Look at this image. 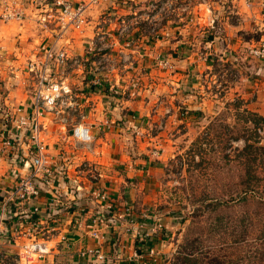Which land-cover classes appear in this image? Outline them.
I'll return each mask as SVG.
<instances>
[{
	"label": "rangeland",
	"instance_id": "374dc122",
	"mask_svg": "<svg viewBox=\"0 0 264 264\" xmlns=\"http://www.w3.org/2000/svg\"><path fill=\"white\" fill-rule=\"evenodd\" d=\"M87 2L88 0H82L76 3ZM213 2L215 0H97V3L88 9H91V13L88 14L90 18L91 15L97 16L95 26L92 24L90 27H94V32L104 31L110 34L111 37L108 38L110 42L114 41L121 21L133 31L132 33L141 35L139 40L141 38L143 40V42L139 41L140 45H136L130 52L121 47L126 40L122 38L121 44L105 52V57L110 56V59L118 64V75L126 76V80L133 78L135 88H131L134 90L132 97L137 96V101L140 100L139 102L148 106L154 116L149 120L151 130L148 134L131 135L130 139L137 148L136 157L144 158L148 163L144 168L139 164L140 167L137 166L136 169L141 171L134 176L131 175L132 178L126 179L124 188H132L136 194L125 192L126 196L123 197L128 201L121 198V204L131 206L136 216L142 213L149 214L150 225H147L150 229L151 225L154 226L158 221L165 229V231L155 230L152 234L156 237L151 241L148 240L150 245L147 246L154 251L151 257L145 249L139 248V235H144L147 227L138 226L142 223L138 221L133 226L134 230H124L126 237L121 241L119 259L111 250L108 264H184L181 252H193L198 257L201 250L203 253L198 260L203 264H208V260L216 255L230 256V250L225 248V243H230L232 239L217 235L213 227L216 223L215 218L218 215L223 221H228L232 217H240L246 210L241 205L215 209L213 204L217 198L225 200L231 185L238 180L240 171L237 172L238 169L227 157H232L236 150L243 146L245 124L242 111L245 106L241 105L234 91L224 87L228 84H224L226 79L220 76L225 68L223 62L212 68L213 71L216 70L214 71L216 77L213 79L208 77L207 70V73L200 72L201 75L198 74V77L196 75L186 77L183 85L178 76L172 79L179 67L178 60L195 57L191 54L193 50H197L196 47L200 44L202 47L208 40V28L202 26L201 28L194 22L193 16L209 13L214 9ZM44 3L39 18L46 15L49 9H52L56 16L57 7L53 5L54 0H45ZM35 6L37 9L38 2ZM8 11L10 10L6 9L2 14ZM203 14L201 17H205ZM48 27L55 28V32L58 30L54 22L49 23ZM73 31L74 29L67 31L65 35L68 37L67 41ZM93 35L94 33L88 39L86 37L80 39H84V42L87 39L88 43ZM131 36L135 43L138 39L137 35L131 34ZM257 40L259 42L261 38ZM52 41L53 38L49 43ZM64 43L61 41L57 45L58 52L66 50L68 44L66 46ZM103 44H107V41L104 40ZM38 47L39 45L36 51ZM71 55L77 54L74 52ZM206 56L209 60V57L212 58L214 55ZM32 57H25L22 61L20 78V86L30 96H33L35 84L27 76L25 67ZM99 57L100 53L95 52L89 55V60L97 61ZM124 57L133 63V69L128 70L125 66L124 69L123 65L126 63L123 61ZM165 63L167 64L164 65ZM204 63L207 64L209 61ZM107 68L104 63V71ZM86 71L93 72L91 64H87ZM78 73L79 71L71 72L67 61L60 62L58 74L60 77L66 76L73 88L76 85L71 81L72 78L76 80ZM118 75L113 76L115 80L118 79ZM124 84L127 85V82ZM124 89L127 95L128 91ZM182 98L188 101L183 102ZM189 104L191 109L188 108ZM166 107L178 108L177 111L183 114V120L164 135L162 122L165 119L163 110ZM139 111L142 114L143 110L136 112ZM4 112L7 111L0 110V128L4 123L11 127L13 121L11 122L9 117L4 118ZM152 134H160V136L152 142L149 140ZM154 150L159 151L160 157L153 155ZM4 155L10 159V155L6 153ZM199 237L201 240L196 241ZM135 250L142 251L141 258L133 257ZM54 252L49 259L35 264H84L77 259L74 249H57ZM0 264H17L14 254L0 257Z\"/></svg>",
	"mask_w": 264,
	"mask_h": 264
},
{
	"label": "built area",
	"instance_id": "2783aa9c",
	"mask_svg": "<svg viewBox=\"0 0 264 264\" xmlns=\"http://www.w3.org/2000/svg\"><path fill=\"white\" fill-rule=\"evenodd\" d=\"M96 3L97 0L76 4L70 0H54L57 15L49 9L39 21L46 28L54 22L58 30L52 43L39 45L25 67L27 76L35 84L30 110L24 112L19 106L13 113H3L13 125L9 127L4 123L0 128L1 150L10 155L17 168L11 172L10 187L0 189V257L13 253L17 264L44 261L57 249H74L77 259L84 264H108L111 250L119 259L122 247L119 230H134L138 221L142 222L138 226L147 227V232L139 235V248L152 257L154 251L147 246L150 245L148 240L156 237L152 234L155 230L165 231L159 221L151 225V229L148 227L149 214L136 216L131 206L115 201L95 162L76 160L75 155L64 152L61 146H57L59 153L54 159L44 140L47 125L56 124L69 132L75 147L91 152L94 136L92 127L85 123L86 111L81 101L86 96L84 89L103 97L108 108L119 103L125 95L124 88L128 96L134 94L131 90L135 86L133 78H129L122 88L118 83H112L111 77L118 75V64L110 56L105 57V52L121 44L122 38L126 40L121 47L130 52L135 48L133 33L123 21L113 42L109 41L111 35L107 32L96 31L83 55H71L68 50L58 52L57 45L67 31L85 26L87 10ZM1 18L8 21L21 17L8 11ZM104 40L107 44H103ZM95 52L100 53L99 59L90 61L89 55ZM248 55L253 59H264V36L249 47ZM127 59L123 58L126 61L123 67L133 69V63ZM62 61L68 62L71 72L85 74L81 88H73L66 76H59ZM88 63L93 72L86 71ZM104 63L108 67L105 71ZM112 124L111 120L106 123L108 128ZM153 155L157 157L159 151L154 150ZM76 242L79 246L74 248ZM141 253L135 250L133 257L141 258Z\"/></svg>",
	"mask_w": 264,
	"mask_h": 264
},
{
	"label": "crops",
	"instance_id": "0c3cea01",
	"mask_svg": "<svg viewBox=\"0 0 264 264\" xmlns=\"http://www.w3.org/2000/svg\"><path fill=\"white\" fill-rule=\"evenodd\" d=\"M71 1L76 3L82 0ZM36 2H38L37 9L39 11L36 9ZM44 2L45 0H0V16L8 9L20 14L21 17L18 20L11 19L8 21L0 17L1 111L13 113L15 108L19 106L23 108L24 112L30 110L33 97L28 95V92L20 86L22 61L25 57L33 56L37 45L49 43L55 32L53 27L43 28L39 21V12L42 11L41 6L45 4ZM212 7L214 9L210 10L209 13H202L205 17H201L202 14L193 16L194 22L200 27L208 28V40L203 43L202 47L200 44L196 47L197 50H193L191 54L195 57L190 56V58L178 60L177 65L179 67L177 71L176 66L173 68L176 72L172 79L178 76L183 85L186 77H190V75L198 77V74L200 72L202 74L203 71L206 73L209 71L207 75L213 79L216 77V72H214L216 70L213 71L212 68L223 62L224 73L222 72L220 76L225 77L224 84H228L224 87L234 91L235 96L242 101L245 108L264 116V59H249L250 56L248 55L249 47L258 43L257 39L264 36V0H215ZM90 10L87 11L86 16L91 13ZM86 21L87 23L80 30L73 31L69 41H67L68 37L66 36L63 39L64 45L67 46L68 44L66 50L71 53L75 52L80 56L84 53L87 39L94 33V27L90 26L92 24L95 26L97 16L91 15V18L88 16ZM133 34L138 37L135 45H140L139 41L143 42L142 38L139 40L141 35L136 32ZM76 35L79 37L76 38ZM82 37L87 38L85 42L84 39H80ZM206 55L214 56L209 57L208 60ZM204 61H209V63L206 64ZM190 62L194 65H190ZM84 75L79 71L76 80L72 78L71 82L77 88H81ZM229 77L232 78L229 79ZM117 78L115 80L114 77H111L112 83H118L121 88L125 87L124 82L128 81L125 79L126 76H117ZM84 90L86 96L81 101L86 111L85 123L92 127L93 150L85 152L84 149L75 147L69 138V132L66 133L56 124L49 125L44 140L54 159L59 153L57 146H61L64 148V152L71 154V156L75 155L76 160L86 159L95 162L103 182L108 186L110 196L121 204V198L128 201L123 197L126 196L125 192H135L134 195L136 194L132 188H124L126 179L141 171L136 169L137 166L144 168L148 163L144 158L136 157L137 148L130 139L131 135L134 133H139L141 136L148 134L151 130L149 120L154 116L148 106L143 105L139 102L140 100L137 101V96L134 98L124 95L114 108H108L103 97L94 93H87L86 88ZM182 99L183 102L188 101ZM190 101L194 103L191 99ZM188 106L191 109L190 104ZM140 109L143 110L142 114H140L141 111L136 112ZM177 110L178 108H164L165 119L162 122L164 124L162 134L167 135L170 130L182 122L183 114ZM144 116L148 118L147 121ZM108 120L113 122L109 128L106 125ZM159 136L160 134H152L149 136V140L156 141ZM158 156L160 157V155ZM139 164L142 165L139 166ZM16 168L13 160L6 158L0 146V189L6 190L10 187L12 184L11 172ZM128 229L131 230V228ZM124 230L127 229L121 228L119 230L120 241L126 237ZM75 245L79 246V242H76Z\"/></svg>",
	"mask_w": 264,
	"mask_h": 264
},
{
	"label": "trees",
	"instance_id": "16d2710c",
	"mask_svg": "<svg viewBox=\"0 0 264 264\" xmlns=\"http://www.w3.org/2000/svg\"><path fill=\"white\" fill-rule=\"evenodd\" d=\"M242 113L245 124L243 146L232 157H227L237 172L240 171L238 180L231 185L225 200L215 199L213 208L241 205L246 211L228 221L216 216L213 227L217 235L232 239L225 243L230 256L216 255L208 260V264H264V116L247 108ZM199 240L201 237L196 239ZM202 253L201 250L196 257L193 252H181L182 261L184 264H203L198 260Z\"/></svg>",
	"mask_w": 264,
	"mask_h": 264
}]
</instances>
